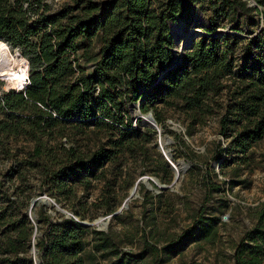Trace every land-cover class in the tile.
Wrapping results in <instances>:
<instances>
[{
    "label": "trees",
    "instance_id": "16d2710c",
    "mask_svg": "<svg viewBox=\"0 0 264 264\" xmlns=\"http://www.w3.org/2000/svg\"><path fill=\"white\" fill-rule=\"evenodd\" d=\"M255 2L72 0L51 9L44 0H0V41L27 59L29 78L22 91L1 90L0 80V138L22 136L32 142L25 155L14 157L10 169L0 170V264H34L33 241L38 264H96L97 253L110 256L112 264L163 263L159 249L148 240L139 251L120 250L103 230H91L94 238L88 248L84 234L89 228L78 220L85 218L89 205L75 207L81 203L77 187L103 181L93 205L112 213L118 208L111 202L117 182L109 177L112 168L117 166L122 176L134 165L145 167L148 160L152 167L139 175L149 171L162 182L171 181L168 162L156 153L148 158L156 131L141 129L139 121L131 125L129 105L137 102L142 112L152 111L159 124L166 109L177 112L188 136L217 116L222 141H211V161H217L220 170L250 165L251 147L264 137V0ZM198 11L208 25L196 18ZM192 18L202 32L190 37L174 64L173 48L179 43L169 22L187 25ZM227 24L233 32H214ZM245 27L256 32L237 34L246 32ZM239 47L241 64L236 63ZM80 60L93 61L90 72ZM90 125L105 132L106 141L83 149L75 136ZM162 126L173 135L175 146L185 149L180 152L191 169L197 168L195 152L183 136ZM66 129L72 130L69 145L57 142L68 135ZM172 161L179 165L175 157ZM159 163L168 172L166 178ZM211 175H200L206 194L222 190L226 183H216ZM41 193L72 215L53 218L39 206L32 211L33 223L26 212L30 199ZM254 217L233 245L231 264H264V199L255 205ZM219 221L199 209L192 225L163 247L164 253L174 254L183 242L212 235Z\"/></svg>",
    "mask_w": 264,
    "mask_h": 264
},
{
    "label": "rangeland",
    "instance_id": "374dc122",
    "mask_svg": "<svg viewBox=\"0 0 264 264\" xmlns=\"http://www.w3.org/2000/svg\"><path fill=\"white\" fill-rule=\"evenodd\" d=\"M44 1L50 5L51 9H55L60 4L72 0ZM185 22L188 26H193V18L189 22ZM178 23L177 21L176 24ZM195 26L202 28L199 23H196ZM220 27H224V25H220ZM5 45L9 48L6 43ZM11 52L15 54L14 51ZM243 59L244 54L239 47L236 63L241 64ZM92 63V60H80V65L86 72H90ZM249 64L252 65L253 63L250 62ZM6 85L4 81L2 86ZM129 109L131 115L132 107ZM163 115L164 120L160 124L164 129L162 135L165 134L170 137L172 142L165 145L161 143V145L163 150L170 149L172 159L175 157L179 163L178 167L171 160L178 169L177 178L174 179L173 171L170 182H162L149 171L139 175V171L143 168L152 167V163L148 160L145 162V167L141 164L134 165L128 174L122 176L117 174V166L112 168L109 177L115 176L117 182L114 186L111 202L118 205L116 210L120 208L116 215L104 212L103 207L99 204L93 205L100 198L103 181L94 180L87 188L77 187V195L81 203H76L75 207L79 208L81 204L89 205L83 220L93 223L87 227L89 230L84 234L88 248L92 246L94 238L91 230L96 229L103 230L113 236L118 242L120 250L139 251L144 246L143 241L148 240L159 249L163 260L162 264H231L233 245L242 233L254 223L255 205L264 199V137L252 145L250 150L251 163L248 167L220 170L219 163L210 159L211 141L217 138L222 141L217 133V116L209 119L205 125L197 126L192 135L188 136L185 133V124L177 112L166 109ZM162 124L170 130H172L170 127L173 125H177L181 129L180 131H172L181 134L190 148L193 149L195 152L194 163L197 168L191 169L192 163L181 153L185 149L175 146L173 135L166 131ZM131 125L133 127L138 126V122L132 120ZM83 130L82 134L75 136L76 143L83 149H94L106 141V133L93 125L84 127ZM65 132L68 135L58 137L57 142L69 145L72 130L66 129ZM221 143L224 144V142ZM31 147L32 142L22 136L9 139L0 138V170L10 169L14 163V157H22ZM148 149L150 150L149 159L154 158L156 154L165 159L163 151L158 148L156 135L148 144ZM167 162L170 164L169 161ZM159 168L166 178L168 172L164 165L159 163ZM204 172L212 174L211 179L216 183L225 180L226 183L221 184L223 189L206 194L200 180V175ZM134 177L136 179L133 182ZM144 177H148V184L142 179ZM151 179H156L162 187L154 184ZM133 187L135 189L130 194ZM48 198L50 197L48 196ZM125 199H127L126 205L123 206ZM50 204V206H44L38 203L32 211L36 213L39 206H42L53 218L59 214L72 215L69 208L57 204L59 209L63 210L58 211L54 202ZM199 209H203L204 216L220 217V221L212 229L213 234L206 238L183 242L177 246L174 254H165L163 247H166L167 243L178 233L192 225ZM97 220L99 222L95 224L94 222ZM96 264H112V258L105 253H97Z\"/></svg>",
    "mask_w": 264,
    "mask_h": 264
},
{
    "label": "water",
    "instance_id": "95a60500",
    "mask_svg": "<svg viewBox=\"0 0 264 264\" xmlns=\"http://www.w3.org/2000/svg\"><path fill=\"white\" fill-rule=\"evenodd\" d=\"M248 1V4L250 5H254L256 2L255 0H247ZM198 14L200 16H202L203 20H204V23L206 25H208V21L206 19V17L204 16L203 13H201L200 11H198ZM181 21V20H180ZM183 22V21H182ZM184 23V22H183ZM174 24V22L170 21L169 22V25H170V28L172 27V25ZM262 25V23H260V26ZM259 26V28H260ZM246 32H237V34L239 35H249V32H252L253 34L256 32V31H251L250 29H248L247 27L244 28ZM224 31H231L233 32L234 30L231 29V24H227L225 27H218L216 30H214L215 33L217 34H221L222 32ZM172 32V30H171ZM197 32H202V30H200L199 28L195 27V26H192V27H189L186 25V29H185V34L186 36L184 38H182L181 36H176L173 32V35H174V41L175 42H178L179 43V46L178 47H175L173 48V53H174V64L178 63L179 59H180V56L181 54L185 51V49L188 47V42L190 41V37L191 36H195ZM158 79L155 80V82L157 81ZM132 107V113H131V120H134L135 122L139 121L140 122V125L142 127H147V128H151V129H154L156 131V136L158 137V148H160L162 151H163V155L165 157V159L167 161H169V164L170 165V168L171 170L174 172V179L177 178L178 176V169L177 167L171 162L172 160V154L170 152V149H166V150H163L162 149V145L161 143H163L164 145L166 143H169V142H172V139L170 137H168L167 135H162V132H163V128L161 127V125L156 121V119L154 118L153 114H152V111H147V112H142L140 110V107H139V103H132L129 105V108ZM130 110V109H129ZM135 110V112H134ZM172 130H175V131H180L181 129L177 127V125H173L170 127ZM147 178L148 177H144L142 179H144V181L148 184V181H147ZM152 182L154 184H156L157 186L159 187H162L158 184L157 180L156 179H151ZM139 181V180H138ZM138 181L136 182V184L138 183ZM135 187H133L131 189V193H133ZM51 201V202H54L56 205V210L58 211H63L62 209H59L57 203L54 201L53 198H48V196L45 194V193H41L40 195L38 196H33L31 199H30V203H29V208L27 210V215L30 216L31 220L33 223H36V216L35 214L32 212V208L33 206L36 204V203H41L43 204L44 206H50L51 204L48 203L47 201ZM126 201L127 199H125L124 203H123V206L126 205ZM120 210V208L114 212H112L111 215H116L118 213V211ZM68 216V215H66ZM78 222L84 226V227H88V226H91L93 223L91 222H88L86 220H78ZM99 221H95L94 223L97 224ZM37 235L36 231H34V234H33V238H35V236ZM31 253L33 254V257H34V264H38L39 263V258L38 256L36 255V247L34 246V241H33V244L31 246Z\"/></svg>",
    "mask_w": 264,
    "mask_h": 264
},
{
    "label": "bare ground",
    "instance_id": "6f19581e",
    "mask_svg": "<svg viewBox=\"0 0 264 264\" xmlns=\"http://www.w3.org/2000/svg\"><path fill=\"white\" fill-rule=\"evenodd\" d=\"M200 21L202 17L197 16ZM176 24V23H175ZM172 26V31L176 36L184 38L186 36V25L183 22ZM184 31V32H183ZM13 54L3 41H0V78L6 81V87L20 88L27 71V61ZM26 59V58H25ZM51 203V201H47ZM104 222V221H103Z\"/></svg>",
    "mask_w": 264,
    "mask_h": 264
},
{
    "label": "built area",
    "instance_id": "2783aa9c",
    "mask_svg": "<svg viewBox=\"0 0 264 264\" xmlns=\"http://www.w3.org/2000/svg\"><path fill=\"white\" fill-rule=\"evenodd\" d=\"M14 52H15V55L21 56L19 54V52L17 51V49H14ZM23 60H26L27 61V59H25V58ZM27 66H28V61H27ZM0 80L3 81V83L5 81L4 79H1V78H0ZM28 83H29V78H28V68H27L26 76L24 77L23 82L21 83V87L20 88H14V87L8 88L6 86H4V87L2 86L1 90H4V91H8V90L22 91Z\"/></svg>",
    "mask_w": 264,
    "mask_h": 264
}]
</instances>
